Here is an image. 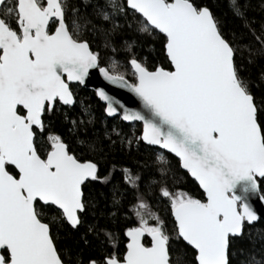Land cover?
I'll return each instance as SVG.
<instances>
[{
	"label": "snow or ice",
	"instance_id": "obj_1",
	"mask_svg": "<svg viewBox=\"0 0 264 264\" xmlns=\"http://www.w3.org/2000/svg\"><path fill=\"white\" fill-rule=\"evenodd\" d=\"M228 7L226 30L199 0H0V264H264V228L253 231L264 213L251 202H264V0ZM149 40L162 58L141 54ZM97 71L139 108L98 87L104 117L88 105L71 116ZM141 146L153 174H101L109 151ZM96 184L110 190L112 220L133 192L122 252L108 224L88 219ZM69 229L99 255L61 243Z\"/></svg>",
	"mask_w": 264,
	"mask_h": 264
},
{
	"label": "trees",
	"instance_id": "obj_2",
	"mask_svg": "<svg viewBox=\"0 0 264 264\" xmlns=\"http://www.w3.org/2000/svg\"><path fill=\"white\" fill-rule=\"evenodd\" d=\"M199 2L206 3L212 11L221 19L224 24L225 29H230L234 26V19L232 17L231 11L228 7V0H199ZM255 15H259L258 12H253ZM98 42V41H97ZM149 42L153 45L155 49L150 50L147 46L142 48L141 54L147 55L150 60H156L158 58H162V53L160 52V43L156 40H149ZM94 42V46H95ZM105 56L110 55L109 52L105 51L103 53ZM256 69H253L255 71ZM76 98L78 102L77 107L73 110H70L71 116L79 117V114L82 110V106L88 105L91 106L92 112L95 114L97 118H103V107L104 104L99 100L97 96H95L94 90L86 89L82 86L75 89ZM113 123L111 119H109V124ZM121 127H123L124 131L131 132L132 130L128 127L125 122H119ZM95 128L99 130V132H103L102 125L97 122L95 124ZM54 131L58 134L63 135L66 139L73 143L74 147L79 148L77 143V136L74 133L69 131V123L67 121L57 120L55 122ZM137 131L139 129L137 128ZM93 128L89 126L88 134H92ZM173 162H175V157H172ZM155 154L150 150H145L143 146L137 151L133 150L131 152L121 150L117 147L114 150H111L107 153V155L100 160V172L101 174H106L108 170H112L114 175V183L122 184L121 180V168L122 167H130L132 169L141 170L143 175L147 177L150 174L155 172ZM115 166V167H113ZM185 188L198 193V187L194 186L191 182L190 178L187 183H185ZM149 199L152 201L154 206H156L161 215H167L165 206L163 204H157L156 194L149 193ZM92 196L95 197L94 205H95V213L96 215L89 214L88 219H99V222L102 224H108V226L113 230V232L117 235L118 248L122 252L124 250V245L126 243V237L123 235V231L127 226H130L135 222V216L131 214V202L133 201V192L128 190L124 193L122 197L123 209L120 213H117L115 219L112 220L107 213L111 210V202H110V190L108 187H102L100 184H96L92 190ZM100 213H104L105 215L101 216ZM124 213H127L125 215ZM170 219V217H168ZM67 228V226H65ZM264 228V222L261 220L257 223L253 231L258 232L260 229ZM83 231V229H81ZM62 241L61 243L72 245L74 248L79 247L82 249V254L84 257H88L89 255H99V250L93 248L91 246L86 245H76L74 243V239L76 238L75 233H71V230H68V234H65L62 230ZM95 243V241H93Z\"/></svg>",
	"mask_w": 264,
	"mask_h": 264
},
{
	"label": "water",
	"instance_id": "obj_3",
	"mask_svg": "<svg viewBox=\"0 0 264 264\" xmlns=\"http://www.w3.org/2000/svg\"><path fill=\"white\" fill-rule=\"evenodd\" d=\"M89 90H94L98 87H103L110 95L115 96L119 99L126 107L129 108H139V101L135 98L133 94L128 92L126 89H122L113 85L108 84L99 72H95L94 75L89 77V82L86 86H82ZM103 104L104 102L101 101ZM253 207L257 210L258 215L264 213V202L260 201L258 198L252 199ZM264 222V220H262Z\"/></svg>",
	"mask_w": 264,
	"mask_h": 264
}]
</instances>
